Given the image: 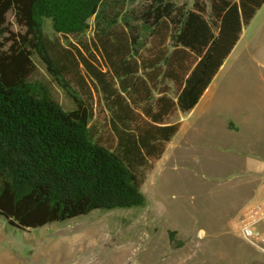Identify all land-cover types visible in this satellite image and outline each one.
I'll return each instance as SVG.
<instances>
[{"label":"trees","instance_id":"1","mask_svg":"<svg viewBox=\"0 0 264 264\" xmlns=\"http://www.w3.org/2000/svg\"><path fill=\"white\" fill-rule=\"evenodd\" d=\"M263 2L0 0V215L26 229L141 205L175 112L196 104ZM34 55L71 108L29 78ZM83 78L97 110L70 85Z\"/></svg>","mask_w":264,"mask_h":264},{"label":"rangeland","instance_id":"2","mask_svg":"<svg viewBox=\"0 0 264 264\" xmlns=\"http://www.w3.org/2000/svg\"><path fill=\"white\" fill-rule=\"evenodd\" d=\"M175 1L188 7L193 2ZM143 2L129 0L128 7ZM6 26L22 32L10 12ZM45 31L53 36L48 22ZM33 60L29 78L45 83L58 103L71 108L42 61L36 55ZM75 84L97 110L92 84L86 78L81 87ZM205 129L191 144L173 143L154 162L140 188L141 205L94 208L26 229L0 215V264H264L262 252L237 230L242 211L264 194V171L246 168L242 151L210 139Z\"/></svg>","mask_w":264,"mask_h":264},{"label":"crops","instance_id":"3","mask_svg":"<svg viewBox=\"0 0 264 264\" xmlns=\"http://www.w3.org/2000/svg\"><path fill=\"white\" fill-rule=\"evenodd\" d=\"M263 5L242 27L196 104L175 112L172 119L180 126L163 154L173 143L191 144L208 127L210 139L231 142L243 152L246 168L264 171V12L259 14Z\"/></svg>","mask_w":264,"mask_h":264},{"label":"built area","instance_id":"4","mask_svg":"<svg viewBox=\"0 0 264 264\" xmlns=\"http://www.w3.org/2000/svg\"><path fill=\"white\" fill-rule=\"evenodd\" d=\"M237 230L251 246L264 255V194L242 211Z\"/></svg>","mask_w":264,"mask_h":264}]
</instances>
